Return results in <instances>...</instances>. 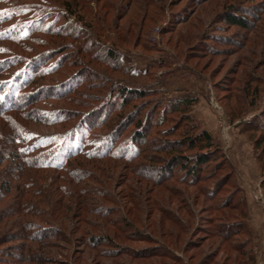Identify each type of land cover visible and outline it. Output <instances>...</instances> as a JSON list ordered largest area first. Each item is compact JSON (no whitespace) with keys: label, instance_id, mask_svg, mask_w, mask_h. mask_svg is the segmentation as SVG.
<instances>
[{"label":"rangeland","instance_id":"rangeland-1","mask_svg":"<svg viewBox=\"0 0 264 264\" xmlns=\"http://www.w3.org/2000/svg\"><path fill=\"white\" fill-rule=\"evenodd\" d=\"M260 1L0 0V70H3L0 81L5 82L0 85V102L11 97L13 89L26 94L25 99L19 101L26 105V118L18 117L26 147L46 141L63 129L64 125L54 122L62 115L58 110L69 111L74 122L85 120V126L94 124L100 114L98 110L109 109L110 105L105 107V104L116 99L114 88L128 85L148 90L157 88L159 94L152 96L146 106L147 109L153 106L154 98L161 99L159 112L169 104L170 98L184 90L197 95L199 101L192 106L191 115L203 128L223 140L228 158L236 164L238 182L250 191L263 212L262 220L254 224L253 239L247 248H251L255 264H264V189L257 186L258 173L261 179L263 173L248 136L240 133L242 120L261 118L264 125V11L258 27L252 30L229 26L222 20L225 6L242 4V7L251 6L252 10ZM67 5L76 12L66 11ZM230 37L238 38V42L229 43ZM108 50H114L117 58L107 56ZM40 69L43 75H38ZM75 73L80 75L77 80L80 87L70 94L58 90ZM20 75L27 80L32 75L33 82L26 85L16 80L20 85L13 87L12 83ZM41 84L45 90L37 95ZM255 86L259 87L258 95L247 96L246 90ZM10 87L12 90L8 92L6 88ZM232 95L237 111L233 113L227 100ZM228 110L234 117H240L231 122ZM169 116L157 128L174 124L173 118H178L179 114ZM108 128H96L93 132L105 134ZM132 130L131 127L118 132L121 135L118 148H134L126 137ZM83 135L87 136L88 130ZM263 135L264 132L258 131L255 137ZM148 136L147 141L163 138L154 131ZM139 160L140 170L151 162L145 158ZM82 161L85 165L90 163L91 168L105 166L109 170L105 180L113 196L112 201L106 203L119 210H115L113 218L132 220L136 228L144 232L143 237L149 236L150 240L122 236L116 239L119 246L116 243L101 245L98 251L84 245L82 240L75 239L82 233H71L79 218L74 216L75 212L71 213L70 198L61 194L70 210L64 209L62 213L66 212L68 218L62 221L64 226L59 224L67 231L44 242L48 245L43 249L51 246L48 250L52 253L44 264H246L248 261V254H239L231 247L238 241L242 243L246 236L240 234L228 241L214 233L218 213L208 209L213 202L199 193L198 186L178 180L181 173L176 172L175 177L156 185L137 173L141 165L131 171V162L124 160L105 158L98 161L99 164L95 160ZM9 163L8 159L3 161L0 172H5ZM206 170L214 173L208 174L210 179L201 184L210 186L217 180L222 181L220 200L233 191L235 185L231 176L228 178V168ZM41 173L45 177V183L40 182L42 189L51 188L54 177L60 174L54 170ZM69 186L76 191V187ZM180 194L190 200L196 196L198 201L195 205L179 207L176 199ZM127 197L136 205H131ZM50 199L40 205L48 212ZM209 217L214 221L207 222ZM91 218L89 215L88 219ZM106 229L113 228L108 225ZM21 242L4 243L1 248ZM3 260L0 259V264H20L3 263Z\"/></svg>","mask_w":264,"mask_h":264},{"label":"trees","instance_id":"trees-1","mask_svg":"<svg viewBox=\"0 0 264 264\" xmlns=\"http://www.w3.org/2000/svg\"><path fill=\"white\" fill-rule=\"evenodd\" d=\"M250 7H242V4L225 6L222 20L229 26L252 30L258 27V21L262 19L264 0L257 2L256 8L251 10ZM65 9L70 13L76 12L70 5H67ZM179 17L181 18L180 15ZM237 39L230 37L231 42L229 41V43H237ZM206 48L210 50L208 44ZM107 56L117 58L114 50L111 52L108 50ZM39 74L43 75L44 72L40 69L38 70ZM32 75H29L31 76L29 80L23 79L25 77L22 75L18 76L12 83L13 87L20 85L16 80H21L24 82L23 84L30 85L33 82L31 80ZM79 77L78 73L71 75V78L60 85L58 90H63L67 94L74 93L81 84L77 81ZM2 83L5 82L0 81V85ZM40 87L41 90L37 91L39 93L37 95L45 90L44 84H41ZM250 88L246 90V95L249 96L252 93L253 98H255L259 93V87ZM6 89H9L8 92L12 90L11 87ZM8 92L6 91L5 94ZM10 93L11 97L0 102V165L6 159L10 160L8 166H5L6 171L0 172V203L3 204L0 207V254L4 253L0 259H4L3 263L44 264L45 261H48L50 259L48 256L52 255L51 250H48L51 246L43 249L45 245H48L44 242L48 241L49 238L60 237L61 233L67 231L62 224V221L68 218L66 212L62 213L64 209L70 210L72 208L71 213L75 212L74 216L79 218L77 224L72 227L71 233L80 232L82 234L74 238L82 240L84 245L97 251L101 245L116 243V246H119L117 242L119 240L116 239L122 236L133 239L143 237L144 232L136 228L132 220L113 218L112 214L116 209L107 206L109 204L106 203L112 201L113 196V192L105 180L109 170L105 166L96 168L89 166V161L95 160L96 164H99L98 161L111 158L131 162L129 166L131 171L141 165L136 169L138 170L137 173L139 175L142 173V176L156 185L166 182L169 177H175L176 172L181 173L182 176L177 178L178 180L198 186L199 193L213 202L208 209L209 212L216 215L218 213V217L216 216L218 223L215 224L214 233L228 241L237 235H245L244 242L238 241L234 245L231 244V247L239 254H248L246 264H255L253 252L251 248H247L250 247L253 239L251 216L244 190L237 179L236 165L228 158L223 141L203 128L200 122L191 115L192 106L199 101L197 95L184 90L179 95L170 98L169 104L166 103L159 112L157 108L158 104L162 102L161 99L154 98L155 104L148 109L146 106L152 96L156 97L159 94L157 88L148 90L129 85L114 88L113 93L116 99L105 104V107L110 105L109 109L98 110L100 114L96 117L97 121L94 124L85 126L87 124L85 120L80 123L74 122L71 120L72 115L69 114V111L63 112L56 109L62 115L56 118L54 122L64 125L63 129L58 130L54 137L46 141H39L25 147L23 145L27 143V140L22 135V126L18 117L26 118V105L19 104L21 99H25L26 94L15 89ZM101 94L102 92L99 95ZM232 97L233 95L227 100H229V108L232 109L230 111L233 113L237 111L231 101ZM138 100L141 102L137 103ZM131 105L132 109L129 110L128 107ZM145 109L147 112L146 115H143ZM230 111L228 110L230 120L234 122L240 116L234 117ZM173 113L179 114L178 118L174 116V124L169 127L157 128L159 124L167 120V117H170L169 114ZM158 116L159 118H157ZM153 118L156 119L154 122ZM175 119H177L176 122ZM260 120L259 118L254 121L242 120L240 133L246 134L252 144L255 159L263 173L260 186L264 189V135L263 137H255L258 131L264 132V125L261 124ZM76 123L78 124L76 125ZM107 125L111 127L108 128ZM105 127L108 128L105 134L93 132L96 128L103 129ZM131 127L133 130L127 133L126 137L131 144L135 145L134 148H118V141L121 136L119 131ZM87 130L88 138L86 139L87 136L83 134ZM153 131L163 138L147 141L148 135ZM139 158L151 161L144 165L142 171L140 170L142 163L140 160L138 161ZM83 159L88 160L89 164L85 165ZM222 168H228V178L231 176L235 186L233 191L220 200L218 193L221 191L222 181L217 180L210 186L207 184L203 186L201 182L210 179L209 175L214 173L205 172L206 169L220 170ZM46 170H54L60 174L54 177L51 188L42 189L43 186L40 182L45 183V177L41 172H46ZM62 181L66 184H61ZM69 185L76 187V191L73 192ZM61 194L70 198L72 207L67 206L68 203ZM49 198L51 199L47 204L49 203L51 207L48 212L40 205ZM127 199L131 205H136L133 199L128 197ZM176 200L180 207L189 206V204L195 205L198 198L195 196L190 200L189 197L180 194ZM73 207L75 211H73ZM51 214L53 218H50ZM89 215H91L92 220L88 219ZM188 215L192 216L190 212ZM178 218L184 222L181 217ZM101 219L105 223L100 222ZM207 219L206 221L209 223L214 221L210 217ZM59 223L63 226L61 227ZM108 225L114 230L106 229ZM143 238L150 240L149 236ZM20 240H22L20 244H9L1 248L4 243ZM108 249L110 252L113 251L112 247ZM38 250L42 253H39ZM165 253L173 255L170 251ZM61 261L67 263V260Z\"/></svg>","mask_w":264,"mask_h":264},{"label":"crops","instance_id":"crops-1","mask_svg":"<svg viewBox=\"0 0 264 264\" xmlns=\"http://www.w3.org/2000/svg\"><path fill=\"white\" fill-rule=\"evenodd\" d=\"M223 144H224V142H223ZM258 175H259V179L257 181H259V182H257V186L259 188H261V186H260L261 177H260V174L259 173H258ZM238 179H239V177H238ZM240 185H241V187L244 190V194H245V197H246L247 202H248L249 214L251 216V225H252V228L254 229L255 228L254 224H256L259 219L262 220V218H263V212H262L259 204L256 202V200L253 199L250 196V193H249L250 191L247 188H245L244 186H242V184H240Z\"/></svg>","mask_w":264,"mask_h":264}]
</instances>
